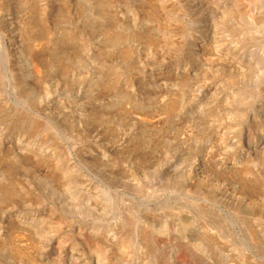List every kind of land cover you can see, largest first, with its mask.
Segmentation results:
<instances>
[{"label": "rangeland", "instance_id": "374dc122", "mask_svg": "<svg viewBox=\"0 0 264 264\" xmlns=\"http://www.w3.org/2000/svg\"><path fill=\"white\" fill-rule=\"evenodd\" d=\"M0 264H264V0H0Z\"/></svg>", "mask_w": 264, "mask_h": 264}, {"label": "bare ground", "instance_id": "6f19581e", "mask_svg": "<svg viewBox=\"0 0 264 264\" xmlns=\"http://www.w3.org/2000/svg\"><path fill=\"white\" fill-rule=\"evenodd\" d=\"M30 48V47H29ZM29 53H31V52H29ZM57 183H58V185H57V191L58 190H60V191H62V193H67V196L70 198V199H72V200H74L75 199V194H74V192L73 191H71L72 190V188L71 187H69V185L66 183V182H59V181H57ZM72 184V183H71ZM50 188H53L52 190H54V192L56 191V188L55 187H50ZM71 189V190H70ZM51 190V191H52ZM249 194V193H248ZM57 196H59L58 194H56ZM62 195V194H61ZM67 196H64V198H68Z\"/></svg>", "mask_w": 264, "mask_h": 264}]
</instances>
